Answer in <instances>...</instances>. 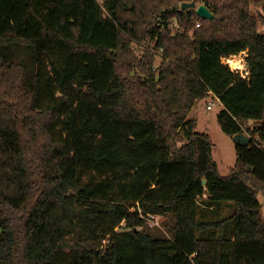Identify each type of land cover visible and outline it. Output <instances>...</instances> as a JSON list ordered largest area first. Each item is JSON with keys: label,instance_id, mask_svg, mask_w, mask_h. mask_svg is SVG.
I'll return each instance as SVG.
<instances>
[{"label": "trees", "instance_id": "16d2710c", "mask_svg": "<svg viewBox=\"0 0 264 264\" xmlns=\"http://www.w3.org/2000/svg\"><path fill=\"white\" fill-rule=\"evenodd\" d=\"M251 1L0 0V264H264ZM244 50L248 82L220 59ZM207 95L223 132L250 135L227 175L208 134L175 142ZM230 202L222 219L199 217ZM147 214L169 216L168 235Z\"/></svg>", "mask_w": 264, "mask_h": 264}, {"label": "rangeland", "instance_id": "374dc122", "mask_svg": "<svg viewBox=\"0 0 264 264\" xmlns=\"http://www.w3.org/2000/svg\"><path fill=\"white\" fill-rule=\"evenodd\" d=\"M250 13L258 18L257 30L264 35V0L263 1H251ZM173 26V25H172ZM197 27V26H196ZM139 47V46H138ZM137 49V47H136ZM138 53V52H137ZM247 55V50L241 51L237 56ZM241 56V57H242ZM159 59V58H158ZM247 62V61H246ZM213 103L210 109H207V104ZM222 109V105L212 95H207L199 101H196L188 114L189 124H186L183 129L180 130L176 137V144L181 145L186 140V134L188 132H204L208 134L211 144V153L214 161L217 163L218 171L221 175H227L235 164V141L233 136L223 132L217 121V113ZM259 202L262 204L261 212L264 216V197L262 194H257ZM199 202L206 204L205 196L202 197ZM231 211H230V205ZM227 205H222L217 208H202L199 205V210H203L205 213H199L200 218L206 219H222L232 212L233 205L230 202ZM147 229L155 234L168 235L165 223L169 222V216L155 215L154 217H146ZM232 226V222L230 223ZM229 225L228 223L226 226ZM231 232V227H226V233ZM201 235L214 238L218 236L217 230H209L203 232Z\"/></svg>", "mask_w": 264, "mask_h": 264}, {"label": "built area", "instance_id": "2783aa9c", "mask_svg": "<svg viewBox=\"0 0 264 264\" xmlns=\"http://www.w3.org/2000/svg\"><path fill=\"white\" fill-rule=\"evenodd\" d=\"M196 26L198 27L199 24H196ZM173 31L180 33L182 30L179 28V26H176ZM241 56H237V54H233V55H228V56H222L220 59H221V62L223 64L227 65L231 71L238 73L242 79H245L248 82V80H249V68H248L245 56H242V57ZM233 59L239 60V63H240L239 67H235L232 65ZM208 93H211V91H208ZM213 97L217 101L220 102V100L216 96H213ZM212 105H213V103L209 102L206 106L207 109H210L212 107ZM244 134H246L250 140V135L248 134V132H245ZM151 216L154 217L155 215L147 214L146 217H151Z\"/></svg>", "mask_w": 264, "mask_h": 264}, {"label": "water", "instance_id": "95a60500", "mask_svg": "<svg viewBox=\"0 0 264 264\" xmlns=\"http://www.w3.org/2000/svg\"><path fill=\"white\" fill-rule=\"evenodd\" d=\"M181 8L182 9H189V8L194 9L195 13L204 19H212L214 17L213 12H211L209 8L203 3L196 4L195 1L182 2ZM233 139L235 142L241 145H247L249 143V137L244 133H237L233 135ZM205 182L206 181L203 178L202 183L205 184Z\"/></svg>", "mask_w": 264, "mask_h": 264}, {"label": "bare ground", "instance_id": "6f19581e", "mask_svg": "<svg viewBox=\"0 0 264 264\" xmlns=\"http://www.w3.org/2000/svg\"><path fill=\"white\" fill-rule=\"evenodd\" d=\"M232 65L235 66V67H239V65H240L239 60L233 59Z\"/></svg>", "mask_w": 264, "mask_h": 264}]
</instances>
